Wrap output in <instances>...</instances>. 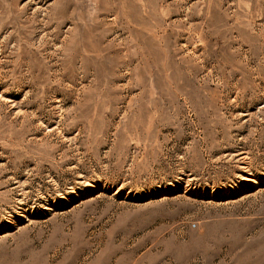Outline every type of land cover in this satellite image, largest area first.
<instances>
[{
    "label": "rangeland",
    "instance_id": "1",
    "mask_svg": "<svg viewBox=\"0 0 264 264\" xmlns=\"http://www.w3.org/2000/svg\"><path fill=\"white\" fill-rule=\"evenodd\" d=\"M0 264H264V0H0Z\"/></svg>",
    "mask_w": 264,
    "mask_h": 264
}]
</instances>
